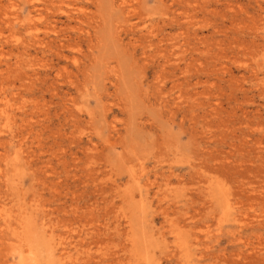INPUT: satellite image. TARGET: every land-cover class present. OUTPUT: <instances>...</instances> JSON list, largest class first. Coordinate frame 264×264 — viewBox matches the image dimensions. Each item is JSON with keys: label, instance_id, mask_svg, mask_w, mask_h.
<instances>
[{"label": "rangeland", "instance_id": "rangeland-1", "mask_svg": "<svg viewBox=\"0 0 264 264\" xmlns=\"http://www.w3.org/2000/svg\"><path fill=\"white\" fill-rule=\"evenodd\" d=\"M0 264H264V0H0Z\"/></svg>", "mask_w": 264, "mask_h": 264}, {"label": "bare ground", "instance_id": "bare-ground-1", "mask_svg": "<svg viewBox=\"0 0 264 264\" xmlns=\"http://www.w3.org/2000/svg\"><path fill=\"white\" fill-rule=\"evenodd\" d=\"M33 20V19H32Z\"/></svg>", "mask_w": 264, "mask_h": 264}]
</instances>
